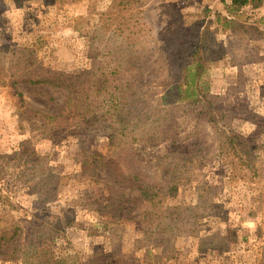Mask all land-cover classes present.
I'll list each match as a JSON object with an SVG mask.
<instances>
[{"label": "rangeland", "instance_id": "obj_1", "mask_svg": "<svg viewBox=\"0 0 264 264\" xmlns=\"http://www.w3.org/2000/svg\"><path fill=\"white\" fill-rule=\"evenodd\" d=\"M226 4L230 0H0V55L16 73L29 67L18 50L32 47L38 61L44 59L54 70L85 72L96 66L114 77L119 73L105 60L112 49L107 39L121 30L131 34L134 49L149 54L142 72L136 73L137 90L141 84L157 90L167 104L181 97L176 76L160 85L163 67L154 59L172 53L176 37H191L201 24L199 29L209 31L210 50L200 89L218 96L219 105L232 107L231 124L252 138L260 164L255 173L246 169L247 177L231 179V166L219 150L198 161L191 181L163 201L196 206L198 185L218 184L219 195L210 206L196 207L200 228L195 236L178 231L163 240L144 232L137 217L106 226L118 208L105 205L109 182L73 178L60 182L57 197L48 200L50 192L31 191L27 179L36 178L33 167L38 164L60 177L79 172L82 154L107 153L112 131L95 128L87 113L75 109L67 113L66 125L50 130L56 119L34 117L28 108L61 115L66 90L35 85L36 92L25 83L5 85L0 86V214L6 208L16 218L53 224L57 215L74 210L73 224L57 234L56 252H75L82 264H264V0L259 8L230 10ZM206 8L211 12L204 17ZM217 13L221 18L215 21ZM108 15L111 26L99 29ZM33 58L29 54L28 63ZM196 107H202L201 101ZM136 147L137 158L152 164L173 146L159 133L139 138ZM141 200L133 203L137 206H121L132 216L145 208ZM210 234L219 235L218 247L201 241ZM0 264L20 262L0 259Z\"/></svg>", "mask_w": 264, "mask_h": 264}, {"label": "trees", "instance_id": "obj_2", "mask_svg": "<svg viewBox=\"0 0 264 264\" xmlns=\"http://www.w3.org/2000/svg\"><path fill=\"white\" fill-rule=\"evenodd\" d=\"M221 1L225 3V0ZM262 2L263 0H230V4L226 5L230 10H239L246 5L259 8ZM210 12L211 9L206 8L203 11L204 17ZM110 18L111 15L105 16L99 29L110 27ZM220 18L217 13L215 21ZM200 26L201 24L197 25L191 37L188 34L178 35L174 43L176 49L172 53L154 59L155 64H162L163 67L159 70L163 78L160 85H166L168 78L176 76L181 97L169 104L164 102L157 90L153 91L142 84L137 90L136 73L142 72V67L149 61V54L147 50L134 49L137 43L133 41L131 34L121 30L118 33L113 30L107 39L112 49L105 60L111 62L115 72L119 73L114 77H111V71L96 66L85 72L54 70L45 64L44 59L38 61L37 50L32 47L18 50V57L29 64V67L16 73L8 68L0 55V86L15 87L25 83L36 92L38 90L35 85L66 90L67 97L61 115H45L28 108L34 117L56 119L50 130L66 125L69 120L67 113L75 109L87 113L95 128H108L114 134L107 153L92 151L80 156L79 172L60 177L49 172L42 164L33 167V174L37 179H27L31 191H49L48 200H54L60 182L73 178L107 181L109 183L106 188L110 197L105 205H118V208L113 210L114 215L105 223L106 226L115 224L113 220L137 217L144 224V232L159 234L163 240L172 238L178 231L197 235L200 218L196 207L210 206L219 195L218 184L207 181L199 184L196 206L163 201L168 196H174L179 185L191 181L198 161H202L209 153L215 156L216 150H219L231 166L228 172L231 179L245 178L246 169H252L251 172L255 173L260 168L252 147V138L231 124L234 117L232 107L219 105L218 96L200 89L199 80L206 69L210 50L207 39L209 31L207 28L199 29ZM40 49L39 47L38 50ZM29 54L34 56L31 63H28ZM136 94L140 97L137 101ZM197 101L202 103L200 109L196 107ZM159 133L165 135V139L173 146L172 150L152 164L141 162L136 151L139 138L146 140ZM257 134V129L252 131V137L255 138ZM102 174L105 180L100 176ZM140 198L145 208L132 216L121 206L122 203L133 204ZM74 218V210H66L55 217L53 224H37L16 218L10 210L4 208L0 214V259L19 261L20 264H82L75 252H56L57 234L70 227ZM219 238L218 234H210L201 241H211L210 246H213L216 242H221ZM112 264L119 262L116 260ZM120 264L128 263L123 261Z\"/></svg>", "mask_w": 264, "mask_h": 264}]
</instances>
